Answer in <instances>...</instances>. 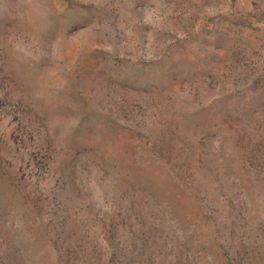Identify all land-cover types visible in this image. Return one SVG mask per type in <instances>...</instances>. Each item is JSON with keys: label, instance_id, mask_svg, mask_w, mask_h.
Segmentation results:
<instances>
[{"label": "rangeland", "instance_id": "374dc122", "mask_svg": "<svg viewBox=\"0 0 264 264\" xmlns=\"http://www.w3.org/2000/svg\"><path fill=\"white\" fill-rule=\"evenodd\" d=\"M0 264H264V0H0Z\"/></svg>", "mask_w": 264, "mask_h": 264}]
</instances>
